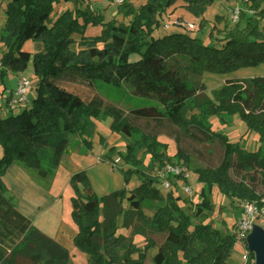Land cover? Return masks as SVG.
<instances>
[{
  "label": "trees",
  "instance_id": "16d2710c",
  "mask_svg": "<svg viewBox=\"0 0 264 264\" xmlns=\"http://www.w3.org/2000/svg\"><path fill=\"white\" fill-rule=\"evenodd\" d=\"M5 1L0 83L30 65L36 81L29 104L18 113L11 110L0 117V264H72L67 249L51 247L48 239L31 230L32 222L17 210L3 177L16 163L28 167L44 186L53 180L71 140L78 139L92 149L95 121L105 118L112 119L110 129L126 141V149L111 147L102 161L120 171L125 185L99 197L85 172L71 177L75 245L93 264H229L237 240L207 222L212 203L206 194L214 186L233 202L263 206L264 76L229 79L212 90L211 97L205 94L202 76L264 64V25L257 19L264 18V0H249L256 15L241 14L219 45L203 43L186 29L155 34L164 24L166 11L177 2H184L187 12L201 18L202 28L205 12L217 0H146L138 7L125 0L118 5V14L127 22L106 21L92 3L84 7L83 0ZM62 2L73 8L54 18ZM89 27H100V33L87 35ZM28 41L33 42V52L25 50ZM95 80L126 85L133 95L155 104L127 111L107 104L94 92ZM213 116L220 123L238 116L248 131L258 135L260 147L250 150L231 142L227 134L213 129ZM167 125L196 144H218L224 151L219 165L201 166L183 148L168 155V145L159 140L161 128ZM55 138L49 166H44L42 148ZM116 154L122 160L119 167L114 166ZM172 161L182 162L203 185L192 214L180 204L176 184L168 191L156 186L155 170ZM133 179L138 184L129 190ZM146 200L156 203L148 223L158 232L166 230V240L161 245L153 239L143 246L130 244L120 256L118 250L126 238L118 230L130 228L141 217ZM21 239L28 243L18 247ZM33 243L36 247L30 246ZM242 243L247 252L245 264H252V249L245 238ZM4 248L9 249L7 256L2 254Z\"/></svg>",
  "mask_w": 264,
  "mask_h": 264
},
{
  "label": "rangeland",
  "instance_id": "374dc122",
  "mask_svg": "<svg viewBox=\"0 0 264 264\" xmlns=\"http://www.w3.org/2000/svg\"><path fill=\"white\" fill-rule=\"evenodd\" d=\"M102 1L105 2V0ZM106 1L111 3L109 8L98 9L101 13L105 15L106 21L116 19L118 22H127V19H125L122 15L118 14V5L114 4L110 0ZM129 1L136 7L146 2V0ZM89 2L92 3V1L90 0H83V6L85 7ZM218 4L219 3L215 2L213 5L208 7V13L206 14L207 17L205 19L206 22L202 28L200 27L201 18H197L194 19L195 29H193V31L187 30L188 32H190V34H192V36H197L198 38L202 39L203 43H212L214 45H219L221 43L223 37L225 36V33L229 29L233 28L235 24H237H233L229 19V15L235 8H240L242 15H244L245 11H249L245 12L249 16L256 15V11L250 8L249 2L245 3L244 0H241L236 6H232L231 8H229V10L227 6L225 8L223 6V8H219L218 10ZM71 8H73V5L70 3H60V5H57L55 8V12L53 13L54 18L62 11ZM93 8H95L94 5ZM2 16L3 14L1 12L0 28L4 26V20L2 19ZM168 19L169 18L166 17V19L164 20L165 23L170 24L174 28L180 30L186 29L184 23L187 26L191 24L181 22L182 25H176L174 22H176L177 19ZM257 19L261 21L260 25L263 26L264 18L259 19V17L257 16ZM180 20L182 21L183 19ZM244 24L245 23L243 22L241 26H243ZM100 30V27H89L87 30V35L96 36L100 33ZM171 31L172 30H166L165 33H169ZM210 33L211 37L209 36ZM74 37L77 39L79 38V36L77 35H75ZM27 47L31 50H34L33 42L28 41L25 44V48ZM134 58L135 57H133V59ZM22 74L28 75L33 81V84L36 81V78L34 76H31L32 73L29 67ZM12 75H14V77H8V75L5 79V84L8 88H15L17 84L16 81H18L16 80L15 74ZM254 76H264V64L259 65L257 67L242 68L233 73L228 74H214L207 72L202 76V82L207 87L205 94L211 97L212 90L221 87L229 79H250ZM1 85L2 83H0V86ZM92 86L94 92H96L98 96L101 97L107 104L115 105L125 111L133 107H147L155 104V102L151 99L137 97L133 95L132 92L126 87V85L116 87L104 81L95 80L92 82ZM1 95L2 94L0 92V96ZM33 95H35V92L32 90V94H30V99L33 98ZM22 109L24 108L19 107L16 110H12V112L18 113ZM1 113L2 115H5L4 110L0 111V114ZM111 122V118H105L100 121H95L96 134L92 138L93 147L91 150H88L84 146L82 141H78L77 139L70 141V146L68 145L66 152L63 154L65 156H62L61 158V164L58 165L59 167L57 166L58 168L55 167L53 180L44 183L46 185H44L46 189H44V186L40 185L35 181L28 167H23L24 171H26L31 176V179L34 180L39 185V187L42 188V190L44 189L52 198L51 200H49L46 193L42 192L39 193L36 197L37 201H39L38 205L41 206L44 211L41 220L47 223L42 225V221H40L38 229L40 231H43L44 235L53 239V246L59 245L62 248L67 249L72 264L93 263L87 259L85 253L75 245L73 240L77 232V226L71 218V199L72 197H74V190L70 183L71 177L77 172H85L92 188L99 197L120 190L125 185V179L120 173V171L117 169H112L111 164L102 161V157L107 154L109 148L115 147L116 151H124L126 149V141L121 137V135L111 131ZM211 122L213 124L214 130L227 134L231 142H238L246 149L257 150L261 145L258 141V135L255 132L248 131L245 123L242 122L238 116H235L232 121L227 120L226 122L222 123H220L218 117L213 116L211 118ZM141 123L143 124V122ZM178 131L179 130L177 128L169 127L168 125L166 127L161 128L159 140L168 145V155L173 156L178 152L180 148H183L191 156H193L195 158L196 163L201 166L214 168L219 165L223 157L224 151L218 144H196L183 137L181 131ZM100 136L103 137L102 142H100ZM55 141L56 138L51 141V145L44 146L42 148V158L44 159V166H49V157H51V154L53 152V146ZM261 148L264 152V145L261 146ZM113 159L115 161V167L121 166L122 160L119 156H117V154L113 157ZM124 168L126 169V167ZM111 169L114 171L112 172ZM57 175L58 181L56 180ZM233 178L237 180L235 173H233ZM54 179L57 181L56 183ZM137 184V179H133V181L127 186V188L131 190ZM186 184L192 187L193 192L191 194L185 193L181 188L179 189V187L177 189L182 197L180 204L182 205L186 213L192 214L194 200H196L197 196L200 195L202 187L201 183H199L198 181L197 174L192 171H190V177L187 180ZM206 196L208 197V200L212 203V209L208 211L209 219L207 220V222H212L213 227L218 229L223 235H232L234 233L236 223L240 220L242 214L241 204L243 202H233L226 195H223L217 187L214 186L213 188H211V190H207ZM17 198H19L18 201L20 203V206L25 211V203H28L25 199V187H23L21 192H19ZM52 202H55V204L52 205ZM125 206L127 207L126 203ZM155 208V202H152L151 200H146L143 203L141 217L135 218L130 228H120L118 230V233L124 235L126 238L123 245L118 250L120 256L124 254V251L128 248L130 244L143 246L148 239H153L157 243V245H161L164 243L167 237L166 230L158 232L153 229L148 223V221L152 217V214L155 211ZM54 212H57V214L54 215L55 217H53ZM54 222V226H48V223H50L51 225V223L53 224ZM121 223L122 219L120 218L119 225H121ZM245 239L248 241V244L254 254L252 264H258L261 258V251L259 250L254 241H264V216H259L257 220H255L253 228L247 232V234L245 235ZM26 241L21 239V241L18 243V247L25 246V243H28ZM30 246L35 247L34 243L33 245L30 244ZM4 250L5 251L2 254L3 256H7L9 253V249L4 248ZM155 252L156 251L153 250L150 254L153 255ZM246 256L247 252L245 250V246L243 245L242 240L238 239L234 245L232 254L228 259V263L245 264ZM20 264L22 263L20 262Z\"/></svg>",
  "mask_w": 264,
  "mask_h": 264
},
{
  "label": "crops",
  "instance_id": "0c3cea01",
  "mask_svg": "<svg viewBox=\"0 0 264 264\" xmlns=\"http://www.w3.org/2000/svg\"><path fill=\"white\" fill-rule=\"evenodd\" d=\"M90 1H92V3H93L92 5H94V7H95L94 9H97V10L98 9H107V8H109V6L111 4V3L107 2L106 0H105V2H103L102 0L101 1L100 0H94V1L93 0H90ZM240 1L241 0H217L216 2L219 3L217 9L219 10V8H223V6L225 8L227 6V8L229 10V8H231L232 6H234V5L236 6L237 4H239ZM6 3L7 2L5 0H0V13L2 12V14H3L2 19L4 20V25H5V22H6V15L4 13V8L6 6ZM184 6H185V3L184 2H182V1L177 2L174 6L170 7L166 11V13L164 15L165 19H166V17H168L170 20L171 19H177L176 22H174L176 25H182L181 22H183V23L184 22H186V23H195L194 22V19H197V18H195V16L189 14V12H187L185 10ZM245 12H249V11H245ZM207 13H208V9H207V11L204 14L205 19L207 17L206 16ZM216 18H217V16H216ZM180 19H183V20L181 21ZM165 24H167V23H165V21H164V24H163L164 27L162 26L160 29H158V30L155 31V34L156 35L158 33H160V34L161 33H164L165 30H176L177 29V28H174L172 25H170L168 28H166L165 27L166 26ZM3 27L0 28V31L3 29ZM25 50H28L30 52H33V50L29 49L28 47L25 48ZM29 69L31 70V73H32L31 76H34L32 66H29ZM21 75H23V74L22 73L15 74L16 80H18L19 76H21ZM12 76L14 77V75L9 74L8 77H12ZM24 76H28V75H24ZM13 90H14V87L13 88H8L5 83H2V85L0 86V92L2 94L0 96V111L4 110V112H5V115L4 114L2 115V113H1L0 114V117L7 116V115H9L11 113V109L8 107L7 102H6L7 99L4 98V97L7 94H10ZM30 94H32V90L28 94L27 104H29V101L31 100L30 99ZM78 141H80V140H78ZM1 156H2V153H1V148H0V157ZM63 156H65V155H63ZM94 161H95V159H94ZM113 171L114 170H112V172ZM56 180L58 181V175H57ZM56 180H55V183L57 182ZM3 182H4L5 186L8 189V193L7 194H8L9 197L12 198V200H13L16 208H17V210L22 215H24L27 219H29L32 222L31 230H33L35 232V234H37L39 236H42L43 238L48 239L49 244H50L51 247H54V248H62L59 245L53 246L52 245L53 239L47 237L46 235H44L43 231H40L38 229V226L40 225V221H42V225L47 224V223H45L43 220H41V217H42L44 211L41 208V206L38 205V202L39 201H37V198L36 197L41 192L42 193H46V195L49 198V200L52 199L51 196L44 189L42 190V188H40L39 185L34 180L31 179V176L26 171H24V169H23L22 166H20V165H18L16 163H13L9 167V169L7 170L5 176L3 177ZM23 187H25V199H26V202H28V203H25V211L20 206V203L18 201L19 198H17V196L19 195V192H21V190H22ZM201 187H203L202 184H201ZM199 200H200V196L198 195L197 198H196V200H194V203H197ZM54 204H55V202H52V205H54ZM193 209H194V207H193ZM56 214H57V212H54L53 213V217H55L54 215H56ZM54 225H55V222L53 224L51 223V225H50V223H48V226L49 227L50 226H54ZM76 234H77V232H76Z\"/></svg>",
  "mask_w": 264,
  "mask_h": 264
},
{
  "label": "built area",
  "instance_id": "2783aa9c",
  "mask_svg": "<svg viewBox=\"0 0 264 264\" xmlns=\"http://www.w3.org/2000/svg\"><path fill=\"white\" fill-rule=\"evenodd\" d=\"M116 5L124 3L125 0H110ZM245 3H248L249 0H244ZM241 9L235 8L229 15L230 21L235 24L240 20ZM166 28L170 24H165ZM186 30L193 31L195 29V24L191 23L188 26L184 23ZM1 69V63H0ZM33 81L30 77L21 75L18 78L16 87L14 90L7 94L4 98L7 99V105L11 110H16L19 107H25L28 101V94L32 90ZM154 177L156 178V186L164 191H168L173 187V184H176L179 189L181 188L185 193L191 194L193 189L190 185L186 184L187 180L190 177V171L187 167L184 166L182 162L172 161L166 163L161 168H157L154 172ZM263 206L259 208L257 204L253 202H243L242 214L240 220L236 223L234 228V235L236 240H243L245 235L249 230L253 228L255 220L259 216H264V198L262 199ZM247 257V256H246ZM247 258H245L246 261ZM246 263V262H245Z\"/></svg>",
  "mask_w": 264,
  "mask_h": 264
},
{
  "label": "water",
  "instance_id": "95a60500",
  "mask_svg": "<svg viewBox=\"0 0 264 264\" xmlns=\"http://www.w3.org/2000/svg\"><path fill=\"white\" fill-rule=\"evenodd\" d=\"M259 250L261 251V258L258 262V264H264V241L261 240H255L254 241Z\"/></svg>",
  "mask_w": 264,
  "mask_h": 264
}]
</instances>
